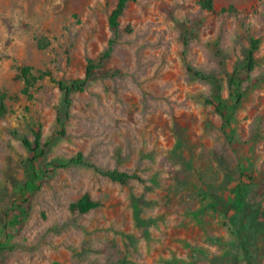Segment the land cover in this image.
I'll use <instances>...</instances> for the list:
<instances>
[{"label":"rangeland","instance_id":"374dc122","mask_svg":"<svg viewBox=\"0 0 264 264\" xmlns=\"http://www.w3.org/2000/svg\"><path fill=\"white\" fill-rule=\"evenodd\" d=\"M200 1L129 3L101 64L118 0H0V264H264V0H213L211 11ZM253 38L262 82L245 81L239 104L229 82L246 76ZM90 60L95 77L64 124L57 85L22 92L23 66L72 81ZM190 70L220 81L228 121L206 103L217 87ZM37 130L50 146L27 191L23 139ZM78 154L96 168L62 167ZM28 194L13 233L8 217ZM87 195L97 206L81 213ZM232 203L241 212L230 218Z\"/></svg>","mask_w":264,"mask_h":264},{"label":"trees","instance_id":"16d2710c","mask_svg":"<svg viewBox=\"0 0 264 264\" xmlns=\"http://www.w3.org/2000/svg\"><path fill=\"white\" fill-rule=\"evenodd\" d=\"M138 0H118L116 7L112 11L109 17V27L112 33L114 34L113 39L109 42L106 51L102 54L100 63L104 64L108 62L112 56L114 50V44L116 42V38L121 30L120 18L122 17L127 5L131 2H136ZM200 4L203 9L213 10L214 1L213 0H201ZM261 40L253 38L251 40L250 48L248 49L245 57V70L246 76L241 75L239 72H235L230 79V91L231 98L236 99V103H241L244 97V93L242 92V86L245 81H249L250 85L253 87H259L262 80L259 78L251 77V73L255 70L257 66V57L256 54L260 50ZM95 61L90 60L89 65L86 71V75L83 79H76L72 81H59L57 80L52 72L50 71H36L31 66H23L20 68L19 78L24 81L25 87L23 89V94L30 95L31 91L36 89L38 82L49 79L53 84L57 85L58 88L63 93V106L64 110L59 112L58 114V122L60 124H64L65 120L69 117V109L72 104V96L74 93L83 92L87 88L89 82L95 77L96 69L99 67L94 64ZM195 78H198L202 81L212 83L217 87L215 94L206 100V103L215 107L217 113L224 119L228 121V100L224 99L221 94V87L219 85V80L210 74H205L202 71L198 70H190ZM109 76H117L120 74L119 71H113L107 73ZM8 95L6 93H2L0 95V114L6 115L8 113L6 100ZM35 139L34 141H30L27 138L23 139L24 146L28 149L29 153L32 154L31 160L27 165V175L29 179V183L25 184L27 191H29V185L35 182V169L37 168V161L42 159L47 153V148L50 146V143H43L42 133L40 130L35 131ZM82 165L90 168H96L94 165L86 161V158L82 154H78L75 158L71 159L67 163L63 164L62 167L67 168L70 166ZM31 168V171H30ZM104 176L111 178L113 181L118 183H126L130 179L136 178L135 175H130L127 173H122L119 171H99ZM23 189H26V188ZM33 196L28 194V196L18 203L17 211L11 213V216L8 217V222H11V230L14 233L15 228L21 226L25 223L30 214L29 205L32 202ZM217 205V204H216ZM97 205L93 203L90 197L87 195L84 197L79 204L74 205L81 213H87L90 210L94 209ZM217 208V206H215ZM226 209L225 215L232 218V216L241 212V208L239 204H225L223 206ZM234 211L233 214L229 213ZM17 224V225H16ZM9 226V223H8ZM10 227V226H9ZM243 234V233H242ZM243 238V236H242Z\"/></svg>","mask_w":264,"mask_h":264}]
</instances>
